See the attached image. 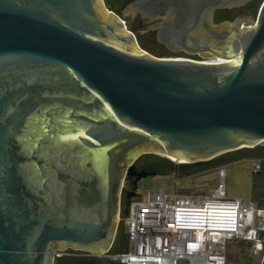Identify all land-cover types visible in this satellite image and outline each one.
Masks as SVG:
<instances>
[{
    "label": "water",
    "instance_id": "water-1",
    "mask_svg": "<svg viewBox=\"0 0 264 264\" xmlns=\"http://www.w3.org/2000/svg\"><path fill=\"white\" fill-rule=\"evenodd\" d=\"M250 1L124 8L163 19L149 28L170 50L218 57L204 62L151 56L105 0H0V264L109 252L143 154L189 164L264 143V0L214 21Z\"/></svg>",
    "mask_w": 264,
    "mask_h": 264
},
{
    "label": "built area",
    "instance_id": "built-area-1",
    "mask_svg": "<svg viewBox=\"0 0 264 264\" xmlns=\"http://www.w3.org/2000/svg\"><path fill=\"white\" fill-rule=\"evenodd\" d=\"M259 166L254 162L255 171ZM218 171L221 184L211 196L168 194L155 186L125 207L121 204L120 222L123 218L128 251L94 256L122 264H228L231 240L247 239L259 247L264 241V207L228 198L226 168ZM63 254L59 251L57 257Z\"/></svg>",
    "mask_w": 264,
    "mask_h": 264
},
{
    "label": "rangeland",
    "instance_id": "rangeland-1",
    "mask_svg": "<svg viewBox=\"0 0 264 264\" xmlns=\"http://www.w3.org/2000/svg\"><path fill=\"white\" fill-rule=\"evenodd\" d=\"M115 2H116L115 0H110V3L115 4L118 7V10L121 9L119 13H117L118 12L117 10L115 12L111 10V7L109 8L107 6L108 9L119 15V17H121V19H123V21L126 23L127 27L131 24L135 28L136 32L129 30V27L127 30L133 32L137 36L138 40H139V36L146 37L145 40L148 42L151 40V38H153L152 36L158 38L156 32L157 28H149L152 25V22H148V19L143 18L141 13H139L138 11H135L131 16V18L128 17L130 16V13H127L124 16L123 15L124 8L128 6L129 3H127L125 6H122V4H117ZM144 29H148L147 32L144 34H140L138 30H144ZM139 45L143 50H145L142 44H140V42ZM147 52L151 54L149 51ZM260 146H264V143L260 144ZM227 154H233V153L229 152ZM143 155H141L140 157H142ZM142 161L143 159L141 160V162ZM257 161L258 160L255 161L253 159H242L240 161L232 162L224 166V168H226V178H224L225 189H226L225 193H227L228 198L242 199L246 202H254L256 206L264 207V195L257 196L256 194H254L255 191H254L253 179L256 178V171L253 168V166H254V162ZM176 163L180 164L178 162ZM257 164L261 166L260 162H257ZM259 177L263 178L262 172H260ZM219 178L220 177H219L218 169L205 171L192 176H182L181 173H178L176 175L173 174L168 177H161V176L148 177L139 182L137 193L140 196L145 195V193L152 191L153 188L156 186L157 190L161 188H165L168 194L181 192L190 195L211 196L212 194L215 193V191L218 189V187L221 184ZM127 187L128 184L125 181L124 186L122 188L124 190ZM117 227H118L117 236L116 239L114 240L119 246L122 244L121 241H118V239L121 238L122 236V234L119 233L122 232L126 234L125 223L123 218L122 221L119 222V226ZM124 234L123 236H125ZM261 239L264 240V233H262ZM227 245H228V249H227L228 264H264V241H261L259 247L256 246L257 242L254 243L247 241L245 239L242 240L234 239L231 240Z\"/></svg>",
    "mask_w": 264,
    "mask_h": 264
},
{
    "label": "trees",
    "instance_id": "trees-1",
    "mask_svg": "<svg viewBox=\"0 0 264 264\" xmlns=\"http://www.w3.org/2000/svg\"><path fill=\"white\" fill-rule=\"evenodd\" d=\"M107 6L111 10L118 11V7L115 4H111L110 0H105ZM117 4H122L125 6L127 3H130L134 0H115ZM261 2L260 0H252L248 4L243 7L239 8H232V9H219L215 12L214 21L216 23L223 22L224 20H231L233 17H227L225 14H237L238 12H243L245 10L254 9L255 12L258 11ZM129 30L136 32L135 28L130 24ZM151 40L148 42L145 40L146 37L139 36V42L142 44L143 48L153 54L156 57L161 58H174L182 56L181 53H175L170 51L165 44H161L157 37L152 36ZM233 154H224L221 155L213 160L206 161V162H197V163H180L177 164L176 161H172L169 158L162 157L156 154H146L140 157L133 166L129 169L127 174L126 183L128 187L123 190V198H122V206L125 207L129 204V200L133 197L138 196L137 188L138 184L141 180L148 178V177H168L173 174L181 173L182 176H192L197 175L199 173L210 171L213 169H219L224 167L226 164L240 161L242 159H253L258 160L261 166L260 170L256 171V178L253 179L254 181V191L257 196L264 195V146H257L255 148H243L240 151H234ZM143 161L141 162V160ZM260 172H262L263 178L259 177ZM255 195V196H256ZM260 207V206H258ZM263 208V207H261ZM122 226V225H121ZM120 229V228H119ZM123 234L124 233H119ZM125 236H121L118 241H121V245H117L115 242L110 253L116 254L120 252H126L129 249L128 241L126 234ZM119 237V236H118ZM116 247V249H115ZM114 249V250H113ZM54 264H122V263H114L107 259H102L98 256L91 255L86 252L75 251L72 249H68L64 251L62 256L56 257Z\"/></svg>",
    "mask_w": 264,
    "mask_h": 264
},
{
    "label": "flooded vegetation",
    "instance_id": "flooded-vegetation-1",
    "mask_svg": "<svg viewBox=\"0 0 264 264\" xmlns=\"http://www.w3.org/2000/svg\"><path fill=\"white\" fill-rule=\"evenodd\" d=\"M214 16H215V14H214ZM147 19H148V22H152V26L155 25V24H157V23H162L163 22V19H157L155 21H153V20L151 21L149 18H147ZM225 33H226V31H223L222 33H219L218 35H210V36L212 38H214V41H215V40H218L219 36H221V35H223V38H224V36L226 35ZM224 43H225V41H223V45H224ZM170 51L175 52V53H181L182 54V56H180V57H174V58H188V59L191 58L193 60H199V61H202L203 59H215V58H217V56L214 57V56H208V55L202 54V53H190V52H188L186 50H175V51L174 50H170Z\"/></svg>",
    "mask_w": 264,
    "mask_h": 264
},
{
    "label": "bare ground",
    "instance_id": "bare-ground-1",
    "mask_svg": "<svg viewBox=\"0 0 264 264\" xmlns=\"http://www.w3.org/2000/svg\"><path fill=\"white\" fill-rule=\"evenodd\" d=\"M178 163H186V161H178ZM245 240H247V239H245ZM247 241H250V240H247ZM250 242H253V241H250Z\"/></svg>",
    "mask_w": 264,
    "mask_h": 264
},
{
    "label": "clouds",
    "instance_id": "clouds-1",
    "mask_svg": "<svg viewBox=\"0 0 264 264\" xmlns=\"http://www.w3.org/2000/svg\"><path fill=\"white\" fill-rule=\"evenodd\" d=\"M57 257V256H56Z\"/></svg>",
    "mask_w": 264,
    "mask_h": 264
}]
</instances>
